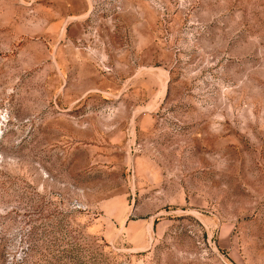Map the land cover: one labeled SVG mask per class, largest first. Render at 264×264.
<instances>
[{
  "label": "rangeland",
  "instance_id": "obj_1",
  "mask_svg": "<svg viewBox=\"0 0 264 264\" xmlns=\"http://www.w3.org/2000/svg\"><path fill=\"white\" fill-rule=\"evenodd\" d=\"M0 264H264V0H0Z\"/></svg>",
  "mask_w": 264,
  "mask_h": 264
}]
</instances>
